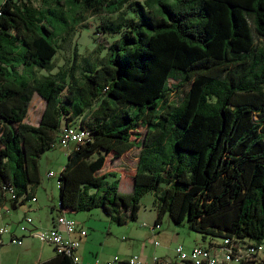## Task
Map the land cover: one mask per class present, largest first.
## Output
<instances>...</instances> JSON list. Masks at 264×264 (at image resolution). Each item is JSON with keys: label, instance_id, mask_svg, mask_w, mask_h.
Masks as SVG:
<instances>
[{"label": "trees", "instance_id": "obj_1", "mask_svg": "<svg viewBox=\"0 0 264 264\" xmlns=\"http://www.w3.org/2000/svg\"><path fill=\"white\" fill-rule=\"evenodd\" d=\"M88 13H117L102 28L121 36L99 46L109 47L97 61L85 58L80 78L75 63L53 71L52 16L73 27ZM35 93L45 106L31 123ZM68 125L88 136L68 146L59 212L103 207L126 223L151 190L156 223L168 212L204 237L262 242L264 0H3L0 205L36 196L40 157ZM134 146L133 188L123 192L116 170L100 171L110 152ZM35 264L74 263L56 251Z\"/></svg>", "mask_w": 264, "mask_h": 264}, {"label": "rangeland", "instance_id": "obj_2", "mask_svg": "<svg viewBox=\"0 0 264 264\" xmlns=\"http://www.w3.org/2000/svg\"><path fill=\"white\" fill-rule=\"evenodd\" d=\"M34 1L37 3L40 0ZM2 2L3 0H0V4ZM116 15L117 13H88L81 22L76 23L73 27H71L73 25L72 21L67 22L60 17L52 16L51 23L58 32L56 41L58 50L53 59V71H56L59 67H68L75 63L74 72L80 78L81 68L86 63L85 58L97 61V58L102 56L109 47L106 46L104 50L102 48L101 51H98L99 46L101 44L109 45L115 38L121 36L120 32L104 31L102 28L103 23L115 18ZM41 71L48 72L47 69ZM185 90V87L182 88L176 98L181 97ZM44 106L45 99L40 94L35 93L25 120L38 123ZM77 123L80 122L77 121ZM139 130L143 132L145 127L141 126ZM140 133L137 135H140ZM135 135L132 131V137H135ZM139 149L134 146L120 157H115L110 152L104 167L100 171L116 170L118 176L121 177L119 186L123 192H129L132 189V175L135 171ZM68 158V147L59 141L52 148L42 153L40 157L42 179L40 183L33 187L36 191L37 200L29 198L19 208V213L23 212V209H27L29 214L34 217L35 223L42 229L48 228V221L51 216L59 212L60 188L58 179L60 171ZM49 170H53L55 175L48 176ZM140 203L138 217L126 223H118L111 219L103 207L67 211L69 215L78 221L79 226L87 230L90 244L87 246L86 254L93 260V263L97 258H101V261L108 258L110 260L115 255H119L120 258H129L135 253H139L149 260L157 255L164 260L175 262L179 260L176 250L179 245H182L186 250H190L198 243L209 247L211 242L219 243L223 241V236L220 235L209 234L204 237L200 231L189 226L188 219L182 224L176 223L168 212L163 215L160 225L152 228L157 217L153 192L151 190L145 192L140 198ZM4 211L8 225L11 228L14 221H18L17 216L9 217L11 215L10 210L7 211L6 207H4ZM18 231H21L20 227ZM9 233L4 235L5 241L0 243V264H31L29 263L31 257L20 252L25 244L11 242L8 236ZM29 237L25 236L23 238L27 240ZM37 239L38 244L41 245L43 240L39 236H37ZM156 240L159 243H156ZM262 244L264 245V240ZM221 254L222 251H219V255ZM260 255L264 256V250L260 251Z\"/></svg>", "mask_w": 264, "mask_h": 264}, {"label": "built area", "instance_id": "obj_3", "mask_svg": "<svg viewBox=\"0 0 264 264\" xmlns=\"http://www.w3.org/2000/svg\"><path fill=\"white\" fill-rule=\"evenodd\" d=\"M88 131L80 126H65L60 135V143L69 146L71 143H79L86 139ZM48 176L55 175L53 170L48 171ZM10 194L16 196L14 188H10ZM33 199H36L34 196ZM9 208V207H8ZM4 216V207L0 205V220ZM54 225L49 228L41 229L36 234L45 241L54 243L56 251L66 253L73 259L74 264H92L90 261H82L77 253L80 246V237L87 234V230L79 226L78 221L69 215L66 211L59 212L54 218ZM34 222V217L26 213L19 221V227L24 232H31L28 223ZM156 223L152 228L159 226ZM11 232L7 223H0V243L4 242V235ZM79 234L80 237H78ZM11 242L21 244L22 237L13 234L10 238ZM156 243H159L156 240ZM179 260L170 262L154 255L152 260L143 257L139 253L131 255L129 258L123 259L119 255L105 261V264H264V256L260 255V251L264 250L262 242H243L234 237L226 236L222 242H214L209 247L201 243L194 245L190 250H186L182 245L176 247ZM219 251L222 254L219 255ZM99 262V258L95 263Z\"/></svg>", "mask_w": 264, "mask_h": 264}, {"label": "crops", "instance_id": "obj_4", "mask_svg": "<svg viewBox=\"0 0 264 264\" xmlns=\"http://www.w3.org/2000/svg\"><path fill=\"white\" fill-rule=\"evenodd\" d=\"M120 179H121V177H120ZM132 183H133V176H132ZM132 188H133V185H132ZM35 192L36 191L34 190V193ZM35 200H37V198ZM26 201L24 203L18 205V206H13L12 203H11V201L8 200V201L4 202L3 207H6V210L7 211L10 210V214L11 215H9V217H11V216H13V217L17 216V219L19 221L26 213H29L27 211V209H23V212H20L19 213V208L21 206H23V204H25ZM57 214H58V212L56 214H53L51 216V218L49 219L48 226H47L48 228L51 227L52 225H54V223H55L54 222L55 221L54 218L56 217ZM18 221H14L13 226H11V228H10L11 229V232L9 233L8 236H9V238H11V236L13 234H17L18 236H21L22 237V243H21V245L22 244H25V245L22 247V249L20 250V252H23V253H25V254H27V255H29L31 257L29 263L35 264V263H37L39 261L45 260L47 258H50V257L56 255V248H55L54 243H52L50 241H45V240H43V239L40 238L43 241H42V244L41 245L38 244V239H37V236L38 235L36 234V232L38 230H41L42 227H40L39 225H37L35 223V220L32 223H28V226L31 229V232H27V233L24 232V231H22V230L21 231H18L19 230V227H18V224H17ZM2 222L8 224L7 219H6L5 211H4L3 218L0 220V223H2ZM87 234H88V232H87ZM76 235L78 237H80L79 234L76 233ZM86 235L80 237L81 243H80V246H79L78 251H77V253L79 254L80 258L82 259V261H85V262L90 261V262H92V264H105V261L109 260V258L107 260H103V261H101L102 259L100 258L98 263H95L96 261L93 263V260H91V258L86 254L87 246L90 244L89 243V239L90 238L88 237V235L87 236ZM25 236L26 237L27 236H30V237L27 240H25L23 238ZM4 241H5V237H4ZM123 259H126V257H124Z\"/></svg>", "mask_w": 264, "mask_h": 264}, {"label": "water", "instance_id": "obj_5", "mask_svg": "<svg viewBox=\"0 0 264 264\" xmlns=\"http://www.w3.org/2000/svg\"><path fill=\"white\" fill-rule=\"evenodd\" d=\"M60 204H61V201H60Z\"/></svg>", "mask_w": 264, "mask_h": 264}]
</instances>
